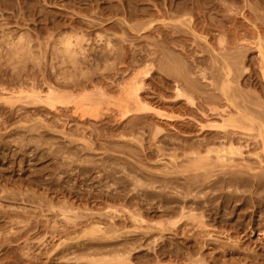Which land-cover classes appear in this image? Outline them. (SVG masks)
Wrapping results in <instances>:
<instances>
[{"label": "rangeland", "instance_id": "obj_1", "mask_svg": "<svg viewBox=\"0 0 264 264\" xmlns=\"http://www.w3.org/2000/svg\"><path fill=\"white\" fill-rule=\"evenodd\" d=\"M1 1H3V5L0 6V264H87L88 262L85 261L89 257L87 255L93 253L92 255L95 256L97 252L96 257L98 260L105 258L104 261L99 262L100 264L101 262L103 264L104 262L105 264H111L106 261L107 257L109 258L110 256L103 257L101 255H108V252L112 251L110 249L112 246L108 245H113V250L116 247L119 250L120 244L125 242H127L125 243L126 246L132 248L129 249L131 251L129 254V256L131 255V262L129 264H264V219H262L264 218V203L262 205L261 203L257 204L259 202L256 201L255 197L258 195H253L252 193L254 192H251L254 197H250V190L244 192V196L248 197V200L245 198L247 203L250 201L249 204H252L253 207L252 205L248 206L249 204L245 205V207L244 205L239 206L241 205L239 203L241 201L239 197L241 192L237 190V192H240L236 193L239 200H235L230 206L231 208L225 209L224 207L223 212L220 210L221 213L226 212L223 217L228 222L230 218V223H227L229 227L227 224L217 220L208 221L210 216H208L209 212H206V221L209 223V227L198 228L197 225L193 227L191 224L186 226L184 224V226L179 227V230H177V227H170L172 229L177 228V231L170 229L158 231L154 223L160 221V219L163 221L167 220L169 216L166 214L161 215L159 198L147 196L146 199L145 194H143L145 190H156L159 192V189H161L160 187L152 188L151 184H149L150 179L148 175H145L148 172L147 170H161L164 172L168 169H175L176 163H186L189 155H191L190 149L185 150L181 147L183 143L185 145L186 141L187 145L192 142L196 143V141L199 144V140H201V143H208V141L214 140L213 144L216 143L218 145L220 140L217 139V142L215 139L216 128L218 132L222 133V124L224 119L226 120L227 118L235 117V120L239 118L243 126V128L236 129L237 133H234V137H240L238 135L242 134L243 136L241 135L242 137L238 138L242 140L238 141L240 143L243 141L242 144L244 145L245 143L246 145L251 143L250 146L243 148L244 155L249 160V163L258 165L259 159L257 160L254 156L256 153H260L264 158V148L261 143L262 137H264V64L262 55L256 45L257 40H254L252 33L244 32L245 30L243 29L240 31L248 34L242 33L245 35L242 37L248 40H241L242 37L240 40H231L230 34H226L227 40H217V36L223 34L222 32H227L228 28L234 26V24L240 28L242 24L248 23L247 25L251 27L252 23H254L264 28V0H55L56 3L49 0H29V2H26L27 6H23V0H7L6 4L4 3L5 0H0V3ZM68 1L69 3L73 1V4H69ZM89 1L91 2L87 3ZM94 1L98 2L95 3ZM111 1L113 2L111 3ZM32 3H36L37 7H32ZM108 3H111V5ZM179 6L188 7L192 11L193 19L196 22L198 19L199 23L207 24L206 26L210 29L213 27L210 31L211 33L209 32L212 36L208 40L210 42L199 38L196 39L193 35L186 34H192V32L185 25L179 26H182L181 30L184 29L186 33L181 31L177 34L188 36V38L191 36L192 39L180 40L181 42L176 41V44L171 40H162L160 36L157 37L159 35L158 32L155 35L154 33L149 35L144 29L138 32H128L126 30L127 25H135L137 20H148L149 17L147 16L136 15L144 9H148L152 13H160V10L161 13L170 14L165 16L166 21L158 20L155 23H161L160 25L163 26L164 31L165 28L171 30L175 25H178V20L181 19L180 14H175ZM245 12L248 13V16H251L252 22L246 19L244 16ZM20 16L23 18H20ZM169 16L171 17L169 18ZM226 16L231 19L229 20ZM69 18L70 20L76 19L77 25L83 29V32L87 35L89 34V40H83L84 42H82L85 53L81 51V54H77V56L79 55L77 58L79 59L80 57L81 60L82 56L87 55V60L84 58L85 60L83 59L84 63L82 64L79 59L77 67H74L71 62L72 59L68 57L67 41L55 40L59 38L57 32L60 29L58 27L62 25L68 26ZM84 19L88 20L84 21ZM110 20L117 27L107 30ZM210 21L214 24L210 23ZM54 22L56 23L54 24ZM163 22L164 24L162 25ZM219 22H223L226 25L223 23L219 25ZM261 23L262 25H260ZM223 25H225L226 30H223L225 29ZM124 28L126 29L123 31ZM106 31L112 37L116 35L113 37L115 54L113 55L112 53L109 57L110 59H106L109 61L103 59V62L102 59L96 58L101 54L100 52L103 55L105 54L102 49L107 48V51H104L108 53L107 40L102 37L105 42L99 36L100 34L104 35ZM20 35H24L31 40H26V43L21 42L17 40ZM71 41L75 42V40ZM261 42L264 43V40H261ZM26 44H29L31 48L28 49ZM25 45L26 48H24ZM223 45L225 46L224 48H222ZM122 47L126 48V54L131 52L129 56L133 55V57L137 58V63L135 60H130L132 62L130 70H123L126 65L115 56L120 53L124 54ZM117 49L118 52H116ZM243 49L245 54L242 52ZM238 51L240 52L236 53ZM241 52L243 55H241ZM96 53H98L97 56ZM226 53L228 55H224ZM237 54L241 56L239 57ZM173 55L176 57L173 58ZM140 56L142 57L141 59ZM167 56L171 59H166ZM224 56L232 59L238 57L243 60H241L243 63L233 64L234 71L231 75H236L237 81L228 90V96L224 94V90H221L222 75L224 74V70L221 67ZM98 57L101 56L99 55ZM112 57H114V60ZM143 57L148 58L143 59ZM176 58H179L180 63L182 62L180 65L177 60L181 69L176 67L178 66L176 65L177 61H175ZM149 59L150 61L153 59L151 61L153 69L150 72L151 75L145 80L143 91H147L146 94L152 103L154 102V105L159 103V108H162L172 117V119L167 121L170 125L164 126L167 130L162 129L160 130L161 132L156 131L157 128L152 119L147 122L140 118V120L136 119L138 117L134 118L132 115L128 116L129 119H126L128 117H123L119 112L120 104L128 101L127 99L129 98L121 91V83L127 80L129 75L131 76L134 72L137 73V68L138 71L143 69L142 66L146 62L150 65ZM88 60L90 63H88ZM167 60L169 61L167 62L169 66H165ZM171 60L173 62H170ZM141 61L145 64L143 65ZM95 62L97 64L93 65ZM139 62L142 65H139ZM133 64L135 65L133 66ZM183 64L187 68L183 66L185 68L183 69L181 67ZM188 64L190 65L188 66ZM165 68L166 71H164ZM118 70L121 71L118 72ZM203 71L207 79H203ZM234 72L236 74H233ZM54 73L56 74L54 75ZM187 77L190 79L188 81H191L194 86L198 85V87L188 90L185 83L188 79ZM26 80L28 81L26 82ZM23 81L25 82L23 83ZM67 81L73 85L68 84ZM75 81L77 82L74 84ZM178 81L180 84L177 83ZM33 84L35 86H32ZM85 84L87 89L84 88ZM147 86L151 87L147 88ZM174 87H179V91L184 93L185 96L175 97L176 91ZM232 88L237 89V92L232 90ZM47 89L53 90V94L51 90L50 92ZM20 91L25 93L23 94ZM240 91L244 92L246 99L243 94H240ZM40 92L45 96L47 92L49 94L47 96L54 95L57 92L61 97L56 94L53 97L57 99L51 98L55 100V106L59 107V109L45 101H40L37 97L38 94H41ZM12 94H15L14 96L17 98L15 97L11 102L7 101L8 97L13 96ZM187 95H190L195 100L194 104L188 101ZM102 99L104 100L103 102ZM229 99L234 102L233 106ZM99 100L102 103L99 102L97 105L96 103ZM5 101L10 104L7 105ZM129 102L128 104H131ZM239 110L246 113V115L238 114ZM229 111L233 112L232 115ZM135 113L133 112L132 114L135 115ZM152 113L153 111L150 112V114ZM235 114L236 116H234ZM241 116H247L249 119H244ZM197 121L201 122L203 126L200 127ZM206 123H208V128ZM233 129L230 128V130ZM39 132H42V135ZM156 132L157 135L155 134ZM210 133H214V136L210 135ZM204 136L208 141L207 139L205 141ZM211 137L214 138L212 139ZM179 143L182 144L180 145ZM172 154H175L174 156L177 155V159L174 156L172 157ZM180 159H185V161H180ZM201 163L200 161L190 163L188 160L186 168L185 164H181L186 171L179 164L180 167L177 168L182 170L183 173L178 176H181L183 181L184 175L204 174L211 168ZM262 164L264 165V161ZM212 169L214 170L212 174L217 175L216 172L220 168L214 167ZM262 172H264V168ZM135 175L136 178H134ZM175 175L172 174V176ZM243 176H248L250 179L253 178L246 173H243ZM136 179H140V181ZM155 185L161 186L159 183ZM204 189H197L198 191L195 190L193 194H199H195L197 195L196 198L204 196V192L208 196L212 195L213 191L211 189L210 191L209 188ZM228 189L230 192L232 189L235 191L233 187L231 189L226 188V190ZM240 189L244 190L247 187L242 186ZM226 190L224 189V191ZM260 190L262 193L259 190L258 193L264 197V187H261ZM224 191H214L213 193ZM206 195L205 198H207ZM203 198L197 199L203 200ZM221 200L222 198H219L217 201L222 202L223 200ZM219 202H216V205ZM64 206H67L68 209H73L76 214L78 212L77 216H75L74 212L67 213L71 216L72 221H64L61 213ZM258 206L261 208L259 207L258 209ZM232 207L237 210H234V214L230 216L228 212L232 214ZM253 208L256 210L254 211ZM129 211H140L146 218V222L140 225L141 228H136V224L129 217ZM219 215L216 213L214 216L220 220ZM259 215H262V217ZM255 216L256 218H254ZM247 218L251 219L248 220ZM74 220L76 224L73 223ZM110 221H113L112 224ZM250 221H254V223L250 224ZM93 222H99L104 227L106 233H101L103 236L97 230H95L96 232H91L90 229H86L89 233L83 232L84 228L89 227V224L91 226ZM242 222L246 226L242 227V224H244ZM61 224L63 226L70 224L69 233L70 231L71 233L69 237L64 236L63 230L65 229L61 228L63 227ZM231 224L234 226L230 227ZM151 225L156 229H153ZM148 226L151 227L147 228ZM109 227L111 230H114L112 227H115L117 231H110ZM56 231L59 232L57 233ZM145 231H149V233ZM120 233L121 235H118ZM194 233L198 236L193 235ZM104 237H108V239L105 240ZM64 238L67 239L63 240ZM101 238L104 240H101ZM63 241L66 246L61 244ZM234 241L240 244L236 245L237 247L233 246ZM59 242L60 245L57 246L56 244ZM231 243L233 245H229ZM67 245L73 246L70 250L71 254H67L66 258L68 259H58L56 254L65 249V247L69 248ZM56 246L55 252L54 250L52 251L53 253L50 252L51 248ZM175 248H179V251ZM108 249L110 250L107 251ZM200 255L201 259L207 256V261L202 262ZM54 257H56V261ZM71 257L72 259L69 260ZM108 260V262H111L110 258Z\"/></svg>", "mask_w": 264, "mask_h": 264}, {"label": "bare ground", "instance_id": "obj_2", "mask_svg": "<svg viewBox=\"0 0 264 264\" xmlns=\"http://www.w3.org/2000/svg\"><path fill=\"white\" fill-rule=\"evenodd\" d=\"M21 1V0H20ZM19 1V2H20ZM29 2V0H23V6H27V3L26 2ZM49 1H51V2H54V3H56V1L55 0H49ZM57 1H59V0H57ZM84 1V0H83ZM87 1V0H86ZM103 1V0H102ZM105 1H107V0H105ZM134 1V0H133ZM257 1V0H256ZM6 2H7V0H5L4 1V3L6 4ZM91 1H89V2H87V3H90ZM95 3L96 2H98V1H94ZM113 1H111V3H112ZM139 2V1H138ZM233 2V1H232ZM25 3V4H24ZM50 3V2H49ZM60 3V2H59ZM68 3H69V1H68ZM71 3V2H70ZM69 3V4H70ZM75 3V2H74ZM100 3V2H99ZM103 3V2H102ZM111 3L109 4V5H111ZM30 4V3H29ZM63 4V3H62ZM71 4H73V1H72V3ZM77 4V3H76ZM75 4V5H76ZM86 4V3H85ZM131 4V3H130ZM187 4V3H186ZM258 4V3H257ZM3 5V1H1V3H0V6H2ZM37 4L36 3H32L31 4V6L32 7H37L36 6ZM79 5V4H78ZM107 5V4H106ZM105 5V6H106ZM185 5V4H184ZM188 6V5H187ZM250 6V5H249ZM260 6V5H259ZM45 7H46V5H45ZM82 7V6H81ZM141 7V6H140ZM142 8H144V7H142ZM229 8V7H228ZM227 8V9H228ZM173 9V8H172ZM136 10V9H135ZM137 10H139V9H137ZM141 10V9H140ZM177 11H176V15L177 14H180L181 16H180V18L181 19H179L178 20V25H175L171 30H169V29H167V28H165V31L163 30L164 28H163V26H161L160 24L161 23H158V24H156L155 22L157 21L158 22V20H161V21H163V20H165V16H167V15H170V14H164V12H162L161 13V11L159 10V12L160 13H152L150 10H148V9H144L141 13H138V14H136V15H142L143 17L144 16H147V17H149L148 18V20H145V21H141V20H137V24H135V25H127L126 27H127V29L126 28H124L123 29V31L126 29L128 32H130V31H136V32H138V31H140V30H146L148 33H149V35L151 34V35H153V33H154V35H155V33L156 32H158L159 33V35H157V37L158 36H160L161 38H162V40H171L173 43H175L176 41H180V40H189L190 38H191V36H189L190 38H188V36H185V35H181V34H177V33H179V32H181V31H184V29L183 30H181V27L182 26H179V25H185L186 27H188L189 28V30H190V32H192V34H190V33H186L185 31V33L186 34H189V35H193V37L194 38H199V39H203V40H206V41H208V40H210V38H212V36L210 35V31H211V29L213 28H209V27H207L205 24H201V23H199V20L197 19V18H199V17H197V18H195V19H197V22H196V20H194L193 19V15H192V11L191 10H189L188 9V7H186V6H179V7H177V9H176ZM165 11V10H164ZM195 11V10H194ZM227 11V10H226ZM39 12V11H38ZM37 12V13H38ZM231 12V11H230ZM107 13V12H106ZM200 13V12H199ZM240 13V12H239ZM246 13V12H245ZM125 14V13H124ZM127 14V13H126ZM248 13H246L244 16L246 17V19L248 20V21H250V22H252L253 21V19L251 18V16H248L247 15ZM110 15V14H109ZM123 15V14H122ZM135 15V16H136ZM247 15V16H246ZM250 15V14H249ZM101 16V15H100ZM112 16V15H111ZM126 16V15H125ZM128 16V15H127ZM132 16V15H131ZM171 16H172V14H171ZM171 16H169V18L171 17ZM202 16H204V15H202ZM205 16H207V15H205ZM225 16V15H224ZM11 17V16H10ZM68 17V16H67ZM133 17V16H132ZM174 17V16H173ZM176 17V16H175ZM177 17H179V16H177ZM227 17V16H226ZM235 17V16H234ZM20 18H23V17H21L20 16ZM62 18V17H61ZM75 18V17H74ZM72 19V20H70V18H69V20H70V22L68 23V26H59L58 28L60 29V30H58V32H57V34H59V38H56V36H55V40H66L67 41V45H66V47H67V51H68V57L70 58V59H72V63L74 64V67L76 66L77 67V64L79 63V59H80V61H82V64L84 63L83 62V59L85 58H87V55L86 56H82L83 58H82V60H81V58L79 57V59L77 58L78 56H77V54H79L81 51L82 52H84L85 53V51H84V48L82 47V42H84L85 40H89V37H88V35L87 34H85L84 32H83V29L79 26V25H77V23H76V19ZM85 18V17H84ZM107 18V17H106ZM114 18V17H113ZM134 18V17H133ZM168 18V17H167ZM207 18V17H206ZM227 18H229V17H227ZM3 19H5V18H3ZM25 19V18H24ZM82 19H83V17H82ZM101 19V18H100ZM102 19H104V18H102ZM127 19V18H126ZM173 19V18H172ZM231 18H229V20H230ZM251 19H252V21H251ZM264 19V18H263ZM262 19V20H263ZM2 20V19H1ZM21 20V19H20ZM23 20V19H22ZM66 20H68V19H66ZM86 19H84V21H85ZM88 20V19H87ZM86 20V21H87ZM167 20V19H166ZM165 20V21H166ZM201 20V19H200ZM234 20V19H233ZM4 21V20H3ZM10 21V20H9ZM111 21V20H110ZM127 21V20H126ZM164 21V22H165ZM175 21V20H174ZM204 21V20H203ZM207 21H208V19H207ZM264 21V20H263ZM262 21V22H263ZM160 22V21H159ZM164 22L162 23V25L164 24ZM224 22V21H223ZM222 22V23H223ZM7 23V22H6ZM56 22H54V24H55ZM120 23V22H119ZM210 23H212V24H214L213 22H211L210 21ZM220 24L219 25H221L222 23L221 22H219ZM60 24V23H59ZM67 24V23H66ZM88 24V23H87ZM91 24V23H90ZM89 24V25H90ZM108 24H109V27H107V30H109V29H111V28H116L117 27V25L114 23V22H108ZM128 24H129V22H128ZM223 24H225V23H223ZM248 24V23H247ZM246 23L245 24H242V26L240 27V28H238L239 26H237V25H235L234 24V26H232V27H229L227 30V32H222L223 34H220L219 36H217V40H227V36H226V34H230V36L229 37H231L232 39L231 40H240L241 39V37L242 36H245L244 34H248V33H244V32H250V33H252V35H253V37H254V40H257V42H256V45H257V47H258V50H259V52L261 53V55H262V62H263V64H264V43H262L261 42V40H264V28H261V26H259V25H257V24H254V23H252L253 25L250 27V25L248 26ZM218 25V24H217ZM226 25V24H225ZM225 25H223V28H225ZM260 25H262V23L260 24ZM212 26V25H211ZM214 26H216V25H214ZM88 27V26H87ZM90 27V26H89ZM185 27V28H186ZM221 27V26H220ZM56 28V27H55ZM162 28V29H161ZM222 28V27H221ZM222 28V29H223ZM232 28H233V30H232ZM87 29H89V28H87ZM91 29V28H90ZM166 29H167V31H166ZM187 29V28H186ZM217 29V28H216ZM221 29V30H222ZM241 29H243V30H245L244 32H241L240 30ZM169 30V31H168ZM223 30H226V28L225 29H223ZM92 31V30H91ZM231 31H233V32H231ZM12 33H13V31H11ZM187 32H188V29H187ZM210 32V33H209ZM241 32V33H240ZM11 33V35H13ZM28 33V32H27ZM27 33H25V34H27ZM87 33H88V31H87ZM125 33V32H124ZM143 33V32H142ZM242 33H244V34H242ZM22 34V33H21ZM99 34V33H98ZM115 34V33H114ZM239 34H240V36H239ZM242 34V35H241ZM11 35H9L10 37H11ZM29 35H30V33H29ZM8 36V37H9ZM58 36V35H57ZM101 38L102 37H104V39L105 40H107V45L109 46L108 47V53H106L105 51H107V48L106 49H102L103 50V52L105 53L104 55L102 54V52H100L101 54H99L101 57H98L97 56V54L99 53H96V56H97V58L96 59H104V60H106V59H108L109 57H110V55H112V53H113V55L115 54L114 52H115V43H113V37H115V36H113L112 37V35L110 34V33H108V31H106V33L103 35V34H100L99 35ZM130 36H132V35H130ZM133 36H135V35H133ZM6 38H7V36H5ZM14 37V36H13ZM19 38L17 39V40H19V41H21V42H25L26 40H31V39H29V38H27V37H25L24 35H20V36H18ZM99 37V38H100ZM99 38H97V39H99ZM244 37H242V39L241 40H248L247 38H244ZM10 39V38H9ZM103 38L101 39V40H104ZM192 39V38H191ZM16 40V39H15ZM51 40V39H50ZM71 40H75V42H72ZM84 40V41H83ZM100 40V39H99ZM104 40V41H105ZM114 40H117V39H114ZM126 40V39H125ZM157 40H159L158 38H157ZM106 42V41H105ZM181 42V41H180ZM208 42H210V41H208ZM26 43V42H25ZM31 44V43H30ZM176 44V43H175ZM222 44V43H221ZM27 45V44H26ZM26 45H25V47L24 48H26ZM104 45V44H103ZM170 45V44H169ZM237 45V44H236ZM124 46V45H123ZM238 46V45H237ZM236 46V47H237ZM103 47V46H102ZM107 47V46H106ZM225 46L223 45L222 46V48H224ZM23 47H22V49H24ZM27 48L29 49V48H31L30 47V45L28 44L27 45ZM100 48V47H99ZM104 48H105V45H104ZM110 48V49H109ZM123 48V47H122ZM162 48V47H161ZM160 48V49H161ZM185 48V47H184ZM187 48V47H186ZM229 48H231V47H229ZM229 48H226V49H229ZM234 49H235V47H233ZM86 49V48H85ZM125 47L123 48V55L120 53V54H116L115 56L120 60V62H122L123 64H125L126 66H125V69L123 68V70H126V69H129L130 70V65H131V63L132 62H130V60L131 61H134L135 60V62L137 61L136 59L137 58H135V57H133V55H131V56H129L130 55V53L131 52H129V54H126V51H125ZM241 49V48H240ZM239 49V50H240ZM87 50V49H86ZM100 50V49H99ZM105 50V51H104ZM230 50H232V48L230 49ZM229 50V51H230ZM237 50V49H236ZM88 51V50H87ZM86 51V52H87ZM89 51H90V49H89ZM95 51V50H94ZM245 50L243 49V51L242 52H244ZM116 52H118V49H117V51ZM161 52V51H160ZM235 52V51H234ZM234 52H232V53H234ZM240 51H238V52H236V53H239ZM242 52H241V55H243V54H245V52L242 54ZM154 53V52H153ZM189 53V52H188ZM81 54V53H80ZM91 54V53H90ZM93 54V53H92ZM231 54V53H230ZM83 55V54H82ZM95 55V54H94ZM93 55V56H94ZM128 55V56H127ZM167 55H169V54H167ZM224 55H228L227 53L226 54H224ZM239 54H237V56H238ZM241 55H239V57L241 56ZM92 56V55H91ZM95 56V57H96ZM114 56V57H115ZM127 56V57H126ZM172 56V55H171ZM90 57V56H89ZM88 57V58H89ZM114 57H112L113 58V60H114ZM136 57H137V55H136ZM168 57V56H167ZM166 57V59H171V58H167ZM176 57V56H175ZM174 57V55H173V58H175ZM178 57V56H177ZM92 58V57H91ZM142 57L140 56V59H141ZM145 58H148V57H145ZM144 57H143V59H145ZM84 59V60H85ZM93 60H94V58H92ZM110 59V58H109ZM139 59V58H138ZM140 59H139V61H140ZM155 59V58H154ZM179 58H176V60L175 61H177ZM181 59V58H180ZM87 60V59H86ZM89 60H90V58H89ZM88 60V61H89ZM101 60V61H102ZM104 60H103V62H104ZM112 60V61H113ZM147 60V59H146ZM172 60H174V59H172ZM170 61V62H173V61ZM182 60V59H181ZM242 60V59H241ZM238 57H236L235 59H232V58H230V57H227V56H224V58H223V60H222V67H221V69H223L224 70V74L222 75V81H221V83H222V91L224 90V94L225 95H229L228 94V90H230L231 89V87H232V85L235 83V81H237V76L235 75H231L232 74V72L234 71L233 70V64L234 63H236V64H238V63H241L242 61H241ZM95 61V60H94ZM97 61V60H96ZM106 61H109V60H106ZM116 61V60H115ZM145 61V60H144ZM149 61H150V59H149ZM151 61H153V59H151ZM151 61H150V65H149V63H147L146 62V64L143 62V61H141L142 63H143V65L144 66H142L143 67V69H140L139 71L136 69V71H137V73H133L131 76L129 75V78L127 79V80H123L124 82L123 83H121L122 84V86H120L121 88H122V92L123 93H125L126 94V96H127V100L128 101H130L129 103H131V104H128V101H125V102H122L121 104H120V106H121V108H120V113L122 114V116L124 117H128V116H130V115H132V117L134 116V118L135 117H138V118H136V119H141V120H145V121H149V120H153L154 122H155V126H156V131L158 132V131H160V130H162V129H165V130H167V128L166 127H164L165 125H170V124H168L167 123V121L169 120V119H172V117L168 114V113H166L162 108H159L160 106H158V104L157 103H155V104H157V105H154L153 103H152V101L148 98V95L146 94V92L145 91H143V89H144V86H145V80L147 79V77H149V75H151V71H152V69H153V66H152V64H151ZM179 61V64L181 65V63H180V60H178ZM178 61H177V64H176V62H175V64L176 65H178ZM86 62V61H85ZM98 62V61H97ZM97 62H95V63H93V65L94 64H97ZM100 62V61H99ZM141 62H139V65L141 64L142 65V63ZM167 62H169L168 60L166 61V64H165V66H169L168 64H167ZM88 63H90V61L88 62ZM137 63V62H136ZM183 63L185 64V62L183 61ZM243 63V62H242ZM99 64V63H98ZM149 65V67H148V65ZM184 64L181 66L182 68H183V66H184ZM220 64H221V62H220ZM89 65V64H88ZM91 65H92V63H91ZM90 65V66H91ZM135 64H133V66H134ZM138 65V64H137ZM190 64H188V66H189ZM235 65V64H234ZM262 65V64H261ZM85 66H86V64H85ZM93 67V66H92ZM137 67V66H136ZM135 67V68H136ZM139 67H141V66H139ZM172 67V66H171ZM176 67H178L177 69H181L180 68V66L178 65V66H176ZM185 67V66H184ZM88 68H90L89 66H88ZM120 68V67H119ZM155 68H156V66H155ZM167 68H169V67H167ZM185 68H187V67H185ZM185 68H183V69H185ZM120 69H122V68H120ZM132 69H134V68H132ZM157 69H159V68H157ZM174 69H176V68H174ZM183 69H182V71H183ZM116 70V69H115ZM170 70V69H169ZM171 70H173V69H171ZM119 71H121V70H118V72ZM128 71V70H127ZM134 71V70H133ZM162 71V70H161ZM164 71H166V68L164 69ZM164 71H162V72H164ZM168 71V70H167ZM173 71H175V70H173ZM176 71H178V70H176ZM181 71V72H182ZM200 71H202L201 69H200ZM117 72V73H118ZM124 72H126V71H124ZM190 72V71H189ZM123 73V72H122ZM186 73V72H185ZM188 73V72H187ZM56 73H54V75H55ZM153 75H154V73H152ZM181 74V73H180ZM202 74H203V79L204 78H206V74L204 73V71L202 72ZM233 74H236V72H234ZM263 74H264V70H263ZM16 75H17V73H16ZM19 75V74H18ZM31 75V74H30ZM29 75V76H30ZM121 75V74H120ZM185 75H187V76H189L188 74H185ZM20 76H21V74H20ZM53 76V75H52ZM233 77V78H232ZM19 78V77H18ZM17 78V79H18ZM27 78V77H26ZM30 78H32L31 76H30ZM29 78V79H30ZM152 78V77H151ZM188 78V77H187ZM16 79V80H17ZM20 79V78H19ZM22 79V78H21ZM184 79H186V78H184ZM207 79V78H206ZM15 80V81H16ZM22 80H24V79H22ZM21 80V81H22ZM89 80H92V79H89ZM188 80H190L189 78L187 79V81H185V83H186V87H187V89L188 90H192V89H195V87H198V85L197 86H194V84L191 82V81H188ZM218 80V79H217ZM18 81V80H17ZM20 81V80H19ZM28 80H26V82H27ZM72 81H74V80H72ZM72 81H70L71 83H72ZM193 81V80H192ZM25 81H23V83H24ZM69 81H67V83H68ZM77 81H75L74 82V84L76 83ZM126 82V83H125ZM195 82V81H194ZM66 83V82H65ZM125 83V85H123ZM177 83H179V81L177 82ZM21 84V83H20ZM61 84H62V82H61ZM64 84V83H63ZM68 84H70V83H68ZM84 84V83H83ZM100 84V83H99ZM180 84V83H179ZM183 84V83H182ZM22 85V84H21ZM65 85H67V84H65ZM70 85H73V84H70ZM69 85V86H70ZM95 85H97V84H95ZM195 85H196V83H195ZM32 86H35L34 84L32 85ZM31 86V87H32ZM100 86V85H99ZM102 86V85H101ZM183 86H184V84H183ZM22 87V86H21ZM86 87V84H85V86H84V88ZM149 86H147V88H148ZM151 87V86H150ZM149 87V88H150ZM181 87V86H180ZM185 87V86H184ZM183 87V88H184ZM221 87V86H220ZM236 87H238V86H236ZM49 88V87H48ZM75 88V87H74ZM80 88V87H79ZM84 88H83V90H84ZM104 88V87H103ZM175 88V87H174ZM182 88V89H183ZM29 89V88H28ZM35 89V88H34ZM85 89H87V88H85ZM101 89H102V87H101ZM23 90H26V89H23ZM48 91H50L51 89H47ZM104 90H105V88H104ZM149 90H151V89H149ZM180 90V88L178 87V88H175V91H176V94H175V97H184L185 95H184V93H182V92H180L179 91ZM219 90H220V88H219ZM232 90H234L235 92H237V89H233L232 88ZM238 90H239V88H238ZM243 90V89H242ZM241 90V91H242ZM52 91V94H53V90H51ZM50 91V92H51ZM196 91V90H195ZM194 91V92H195ZM233 91V92H234ZM240 91V92H241ZM245 91V90H244ZM20 92H22V91H20ZM28 92H29V90H28ZM38 92H39V90H38ZM144 92V93H143ZM239 92V93H240ZM23 93V92H22ZM25 93V92H24ZM23 93V94H24ZM41 93V92H40ZM104 93V92H103ZM122 93V94H123ZM244 92H241L240 94H243ZM56 94H57V92H56ZM55 93H54V95H51V96H47V95H49L48 94V92H47V95L45 96L44 94V96L42 95V93L41 94H38V98L40 99V101H45V102H47L48 104H50L51 106H55V100L53 99V98H56V97H53V96H55L56 95ZM64 94V93H63ZM67 94V93H66ZM193 94V93H192ZM191 94V95H192ZM13 95V94H12ZM15 95V94H14ZM11 96V97H8L7 98V101H9V102H11L16 96ZM19 95V94H18ZM58 95V94H57ZM61 95V94H60ZM160 95V94H159ZM22 96H25V95H22ZM21 96V97H22ZM126 96H124L125 98H126ZM162 96H163V94H162ZM188 96V95H187ZM241 96V95H240ZM245 95L243 94V97H244ZM19 97V96H18ZM51 97H53V98H51ZM58 97H61V96H59L58 95ZM62 97H63V95H62ZM104 97H106V96H104ZM123 97V96H122ZM246 97V96H245ZM244 97V98H245ZM17 98V97H16ZM163 98V97H162ZM178 98V99H179ZM187 99H188V101L190 102V103H192V104H194L195 103V100H193V98L189 95L188 97H186ZM57 99V98H56ZM96 99H97V97H96ZM122 99H124V98H122ZM160 99V98H159ZM246 99V98H245ZM91 100V99H90ZM120 100V99H119ZM131 100H132V102H131ZM164 100V99H163ZM180 100V99H179ZM182 100V99H181ZM82 101V100H81ZM104 100L102 99V102H103ZM122 101V100H121ZM178 101V100H177ZM229 101L231 102V105L233 104L234 105V102L232 101V100H230L229 99ZM31 102H33V101H31ZM92 102V101H91ZM90 102V104H92ZM96 102V101H95ZM100 102V100L99 101H97V105H98V103ZM102 102H100V103H102ZM120 102V101H119ZM179 102V101H178ZM5 103H6V101H5ZM8 103V102H7ZM6 103V104H7ZM35 103H37V102H35ZM133 103V104H132ZM163 103V102H162ZM177 103V102H176ZM10 104V103H9ZM9 104H7V105H9ZM167 104V103H166ZM130 105H132V106H130ZM160 105V104H159ZM162 105V104H161ZM165 105V104H164ZM169 105V104H168ZM230 105V106H231ZM232 105V106H233ZM89 106V105H88ZM190 106H191V104H190ZM194 106V105H193ZM196 106V105H195ZM229 106V107H230ZM263 106H264V104H263ZM55 107H57V106H55ZM63 107V106H62ZM6 108V107H5ZM58 109H59V107H57ZM231 108V107H230ZM11 110H12V108H10ZM9 109V110H10ZM62 109V108H61ZM60 109V110H61ZM191 109H193V108H191ZM212 109H213V107H212ZM261 109H262V107H261ZM9 110H8V112H9ZM214 110V109H213ZM228 110V109H227ZM230 110V109H229ZM235 110V109H234ZM233 110V111H234ZM153 111V113L152 114H150V112H152ZM192 112H193V110H191ZM190 111V112H191ZM226 111V110H225ZM231 111H232V109H231ZM231 111H229L230 113H231ZM263 111V110H262ZM7 112V111H6ZM12 112V111H11ZM133 112H136L135 113V115H133L132 113ZM187 113V112H186ZM224 113H226V112H224ZM223 113V114H224ZM227 113H228V111H227ZM226 113V114H227ZM233 113V112H232ZM232 113H231V115H232ZM12 114V113H11ZM225 114V115H226ZM238 114H240V115H243V116H245L246 115V113H243L241 110H239V113ZM263 114H264V112H263ZM13 115H14V113H13ZM191 115V114H190ZM228 115H230V114H228ZM97 116V115H96ZM189 116V115H188ZM193 116V115H192ZM221 117H222V115H220ZM234 116H236V114L234 115ZM238 116V115H237ZM243 116H241L242 118H244V119H249V118H247V116L246 117H243ZM131 118V117H130ZM193 118V117H192ZM204 118V117H203ZM224 118V117H223ZM227 118V117H226ZM235 117H233V118H227L226 120L224 119V123L222 124V127H223V132L222 133H220V132H218V129L216 128V130H217V133L215 134V139L217 140V139H219L220 140V142L218 143V145H216V143H214L213 144V142H215L214 140H211V141H208V139L205 137V141H206V139H207V141H208V143H206V142H202L201 143V140H199L200 141V143L199 144H197V141H196V143H194V142H192V143H190L189 142V140H188V142L190 143V144H187L186 145V143H187V141H186V143H185V145H184V143L182 144V145H184V146H182L180 143V145H181V147H182V149H185V150H187V149H190V154L191 155H189V153H188V155H189V161H190V163H192L193 161H200V162H202L201 164L203 165V164H205V166L206 167H211V168H209V170H207L206 171V173H202V174H200V173H195V174H190V175H184V178H183V181L181 180V176H178V175H181L182 173H183V171L182 170H178V168L177 167H180V165L183 163H176V165H175V169H173V170H165L164 172L163 171H161V170H159V171H151V170H147L148 172L145 174V175H148V177H149V179H150V181H149V184H151V186H152V188L154 187L155 189L156 188H158V187H160L161 189H159V192H157L155 189V191H148V190H145L144 192H143V194H145L144 196L146 197V199H147V196H150V198L153 196H155V197H157V198H159V201L161 202V205H160V208H161V215H164V214H166V215H168L169 217L167 218V220H161L160 219V221H157L156 223H154L153 225L154 226H156L157 227V229H158V231H165V230H168V229H170V230H176L177 228V230H179V227L180 226H184V224H185V226L186 225H188V224H191L193 227H196V225H197V227L198 228H201V227H209L208 225H209V223L206 221V216H207V213L206 212H209L208 214V216H210L209 218V220L208 221H210V220H213V221H220L221 223L223 222V223H225V224H227V223H230V218H229V222H228V220L225 218V217H223V216H225V215H223L224 213H226V212H224V213H221L220 212V210L223 212L224 210H223V208L225 207V209L226 208H231L230 206L233 204V202H235V200L237 201V200H239L238 198H237V194L236 193H240L241 192V194H239V197H240V200L241 201H239V203L241 204V205H239L240 207L241 206H243L244 205V207H245V205H247V204H249V202L247 203V198L248 197H246V196H244L245 194H244V192H246V191H249L250 190V195H251V192H254V193H252L253 195L255 194H257L258 196L257 197H255L257 200L256 201H258L259 203H257L258 205L261 203V205H262V203H264V197L263 196H261V194L260 193H262L261 192V187L263 188L264 187V172H262V170H263V168H264V165L262 164L263 163V161H264V158H263V155H261L260 153H256V154H254V156L257 158V160H258V165H253V164H250L249 163V160H247L246 159V156L244 155V150H243V148H245V147H247V146H250L251 145V143H249L250 145H246V143H245V145L244 144H242V142L240 143L239 141H241L242 139H238V138H241L242 136L239 134H237L238 136H240V137H234V133L236 134L237 133V128L239 129V128H243V126H242V124L240 123V120H239V118L238 119H234ZM126 119H129V117L128 118H126ZM139 119V120H140ZM202 119V118H201ZM195 120H197V119H195ZM239 120V121H238ZM152 121V122H153ZM142 122V121H141ZM140 122V123H141ZM144 122V121H143ZM142 122V123H143ZM152 122H151V124H152ZM197 122H199V121H197ZM139 123V122H138ZM145 123V122H144ZM146 124V123H145ZM149 124V123H148ZM208 123H206V125H207ZM210 124V123H209ZM133 125H135V124H133ZM138 125V124H137ZM150 125V124H149ZM197 125V124H196ZM200 127L201 126H203L202 124H201V122H199V124H198ZM206 125H205V127H206ZM152 126H153V124H152ZM152 126H148V127H152ZM229 126H231V127H229ZM198 127V126H197ZM174 128H176V127H174ZM207 128H208V125H207ZM211 128V127H210ZM230 128H234L233 130H230ZM215 130V131H216ZM236 130V131H235ZM180 131V130H179ZM206 131V130H205ZM213 132H214V130H212ZM157 132L155 133L156 135H157ZM161 132V131H160ZM238 132H239V130H238ZM42 133V132H41ZM40 132H39V134H41ZM163 133V132H162ZM212 133V132H211ZM210 133V135H212V136H214L213 134H211ZM152 134H154V133H152ZM175 134V133H174ZM232 134V135H231ZM42 135V134H41ZM209 137V136H208ZM251 137V136H250ZM212 139L214 138V137H211ZM211 138H209V139H211ZM244 138V137H243ZM252 138V137H251ZM184 139V138H183ZM186 139V138H185ZM253 139V138H252ZM254 139H255V136H254ZM91 140V139H90ZM198 140V139H197ZM239 140V141H238ZM257 140V139H256ZM263 140V141H262ZM262 140H261V143H262V145H263V148H264V137H262ZM184 141V140H183ZM254 141V140H253ZM180 142V141H179ZM182 142V141H181ZM217 142H218V140H217ZM248 142V141H247ZM194 143V144H193ZM261 143H259V144H261ZM206 146V147H205ZM260 146V145H259ZM0 147H1V145H0ZM180 147V148H181ZM205 147V149H203ZM159 148V147H158ZM251 148V147H250ZM260 148V147H259ZM159 149H161V148H159ZM181 149V150H182ZM188 152V151H187ZM175 154H172V157L174 156ZM183 155H185V154H183ZM187 155V156H188ZM174 158L175 159H177V155L176 156H174ZM188 158V157H187ZM186 159V158H185ZM185 159H183V160H181L180 159V161H185ZM187 160V161H188ZM187 161H186V163H187ZM186 163H183V164H185V168H186ZM189 163V162H188ZM180 164V165H179ZM182 164V165H183ZM256 164H257V161H256ZM181 165V166H182ZM204 167V166H203ZM214 167H219L220 169H218V172H216L217 173V175H213L212 174V172L214 171L212 168H214ZM184 168V166H182V169ZM80 169V168H79ZM245 169H247V170H245ZM81 170V169H80ZM183 170H185V169H183ZM186 171V170H185ZM158 172H160L161 173V176H160V173H158ZM220 172V173H219ZM215 173V172H214ZM243 173H246V174H249V176H251V177H253V178H249L248 176V178L247 177H244L243 176ZM172 174H176L175 176H172ZM218 174H220V175H218ZM137 175V174H136ZM136 175L134 176V178H136ZM216 176V177H215ZM147 177V176H146ZM214 177V178H213ZM148 179V178H147ZM148 179V180H149ZM136 180H138V181H140V179H136ZM180 181H182V182H180ZM156 183H159L161 186H158V185H155ZM247 187V189H244V190H241L240 188L241 187ZM231 187H233V188H235V191H234V189H232L231 190V192H230V190L228 189V190H226V188H230L231 189ZM204 188H206V189H208L209 188V191H210V189H211V191H221V190H223L224 191V189L226 190V191H224V192H219V193H211L212 195H210L209 193V195L210 196H208V195H206V192H204L205 193V195L207 196V198H205V195L204 196H202V197H204L203 198V200H199V199H197V198H202V197H197L196 198V196L197 195H199V194H197V193H194L193 194V192H195V190H205ZM181 189V190H180ZM219 189H221V190H219ZM153 190V189H152ZM197 190V191H198ZM237 190H239L238 192H237ZM260 191V193H258L259 191ZM161 191H163V192H161ZM203 192V191H202ZM169 193H173V195H171V194H169ZM195 194H197V195H195ZM143 196V197H144ZM249 196V195H248ZM135 197V196H134ZM250 197H254V196H250ZM249 197V198H250ZM221 199L222 198V202H219V201H217L218 199ZM247 200H246V199ZM251 199H254V198H251ZM251 199H249V200H251ZM216 202H219L217 205H216ZM252 203V202H251ZM256 204V203H255ZM236 205V204H235ZM238 205V204H237ZM252 204H249L248 206H251ZM68 206V205H67ZM65 207L64 206V208H66V209H64L63 207V209H62V216L64 217V221H72V219H71V216H69L67 213L69 212H74L73 211V209H68V207ZM248 206H247V208H248ZM73 207V206H72ZM252 207H253V205H252ZM259 207L260 206H258V209H259ZM71 208V207H70ZM233 208V207H232ZM238 208V207H237ZM256 208H257V205H256ZM261 208V207H260ZM263 208V207H262ZM240 209V208H239ZM254 209V208H253ZM233 210V211H232ZM231 211H232V214H230L229 212H228V214L231 216V215H233L234 214V210H237V209H232ZM256 209H254V211H255ZM261 210V209H260ZM260 210H259V213H260ZM216 211H219V212H216ZM262 211H263V209H262ZM261 211V212H262ZM8 212V211H7ZM253 212V211H252ZM258 212V211H257ZM6 213V212H5ZM129 217H130V219L136 224V228L138 229V228H141V224L143 223V222H146V218L140 213V211L139 212H130L129 211ZM216 213H218V215L219 214H221V215H219L220 216V220L219 219H217L214 215H216ZM255 213V212H254ZM74 214H76V212H74ZM77 214H78V212H77ZM77 214L75 215V216H77ZM227 214V215H228ZM243 214V213H242ZM228 215V216H229ZM241 215V214H240ZM252 215V214H251ZM257 215V214H256ZM263 215V214H262ZM262 215H259L260 217H262ZM229 216V217H230ZM244 216H245V212H244ZM244 216H243V218H244ZM253 216V215H252ZM227 217V216H226ZM252 219H254V218H256V216L253 218V217H251ZM251 218H249V219H251ZM71 219V220H70ZM232 219V218H231ZM239 219H241V218H239ZM248 219V218H247ZM248 219V220H249ZM260 219V218H259ZM262 219H264V218H262ZM261 219V220H262ZM242 220V219H241ZM244 220V219H243ZM90 221V220H89ZM246 221V220H245ZM111 222V221H110ZM113 222V221H112ZM112 222H111V224H112ZM114 222H116V221H114ZM237 222V221H236ZM248 222V221H247ZM246 222V223H247ZM251 222V223H250ZM249 223L250 224H252V223H254V221H250ZM256 222V221H255ZM260 222V221H259ZM69 223V222H68ZM73 223H75L76 224V222H75V220L73 221ZM73 223H71V224H73ZM242 223H244V222H242ZM261 223L263 224V220L261 221ZM57 224V223H56ZM116 224V223H115ZM224 224V225H225ZM248 224V223H247ZM257 224V223H256ZM258 224H260V223H258ZM62 225V224H61ZM108 225V224H107ZM110 225V224H109ZM150 225V224H149ZM228 225V224H227ZM239 225V224H238ZM241 225V224H240ZM239 225V226H240ZM243 225V226H242ZM241 226L242 227H244V225H245V223L244 224H242ZM63 226V225H62ZM70 226V224H68V226H66V224L63 226V227H61V228H63V229H65V230H63V232L65 233L64 234V236H66V237H69L70 236V233H71V231H70V233H69V227ZM73 226H74V224H73ZM76 226V225H75ZM105 226V225H104ZM112 226V225H111ZM110 226V227H111ZM114 226V225H113ZM152 226V225H151ZM151 226H148L147 228H149V227H151ZM211 227H212V225H210ZM232 226H234V225H232L231 224V226L230 227H232ZM236 226V225H235ZM246 226V225H245ZM255 226V225H254ZM258 226H260V225H258ZM109 227V228H110ZM170 227H177V228H174V229H172V228H170ZM189 228H190V226H188ZM211 227H210V229H211ZM228 227H229V225H228ZM238 227V226H237ZM72 228V227H71ZM114 230H111V228H110V231H115L116 229H115V227H112ZM152 228H153V226H152ZM182 228V227H181ZM184 228V227H183ZM187 228V227H186ZM185 228V229H186ZM188 228V229H189ZM192 228V227H191ZM197 228V229H198ZM213 228V227H212ZM256 228V227H255ZM254 228V229H255ZM67 229V230H66ZM75 229V228H74ZM86 229H90L91 230V232H96L95 230H97V231H99L100 232V234L102 233H106V231H104V227H102L100 224H99V222H93L92 224H91V226H90V224H89V227H85L84 228V230H83V232L84 233H86L87 231H86ZM153 229H156V228H153ZM187 229V230H188ZM205 229V228H204ZM203 229V230H204ZM176 230V231H177ZM191 230V229H190ZM199 230V229H198ZM75 231V230H74ZM108 231V230H107ZM117 231V230H116ZM115 231V232H116ZM186 231V230H185ZM200 231V230H199ZM201 231H202V229H201ZM57 232V231H56ZM59 232V231H58ZM57 232V233H58ZM90 232V233H91ZM146 233H149V231L147 232V231H145ZM144 232V233H145ZM172 232V231H171ZM253 232V231H252ZM264 232V231H263ZM87 233H89V232H87ZM193 233V232H192ZM198 233V232H197ZM101 234V235H102ZM123 234V233H122ZM200 234H201V232H200ZM57 235H59V234H57ZM118 235H121V233L120 234H118ZM193 235H197L196 233H194ZM54 236V235H53ZM62 236V235H61ZM103 236V235H102ZM113 236V235H112ZM187 236V235H186ZM191 236V235H190ZM198 236V235H197ZM100 237V236H99ZM111 237V236H110ZM191 237H193V236H191ZM105 238V237H104ZM113 238V237H112ZM65 239H67V238H64L63 240H65ZM81 239V238H80ZM103 238H101V240H102ZM106 239H108V237H106L105 238V240ZM191 239V238H190ZM95 240V239H94ZM104 240V239H103ZM111 240V239H110ZM206 240V239H205ZM246 240V239H245ZM91 241V240H90ZM126 241H128V240H126ZM237 241V240H236ZM236 241H234L233 243H234V245L231 243V244H229V245H233V246H236V245H238V244H240V243H236ZM240 241V240H239ZM104 242V241H103ZM110 242V241H109ZM123 242H125V241H123ZM122 242V243H123ZM129 242V241H128ZM125 243H127V242H125ZM125 243H123V244H120L121 245V247L119 246V250H118V248L116 247L114 250H113V245H108V246H112L110 249H112V251L111 252H108L109 254L107 255V254H105V255H101V256H110L109 258L111 259V262H108L109 260V258L107 257V263H111V264H129V262H131V255L129 256V254H130V250L129 249H132V248H130V247H128V246H126L125 245ZM196 243V242H195ZM204 243V242H203ZM62 245L64 244L65 246H66V244L64 243V241H63V243H61ZM80 244V243H79ZM100 244V243H99ZM132 244V243H131ZM57 246H59L60 245V242L58 243V244H56ZM72 245V244H71ZM177 245V244H176ZM197 245H199L198 243H197ZM196 245V246H197ZM204 245V244H203ZM227 245H228V242H227ZM264 245V244H263ZM57 246L54 248V247H52L51 248V250H50V252H52L53 250H54V252H55V249H57ZM65 246H63V247H65ZM67 246H69V245H67ZM93 246H95L94 244H93ZM100 246V245H99ZM106 246V245H105ZM134 246H135V244H134ZM133 246V247H134ZM138 246V245H137ZM136 246V247H137ZM178 246H179V244H178ZM177 246V247H178ZM201 246V245H200ZM240 246V245H239ZM87 247V246H86ZM92 247V246H91ZM98 247V246H97ZM237 247V246H236ZM261 247V246H260ZM60 248V247H59ZM73 248V246H69V248H66L65 247V249H63V250H61L59 253H57L56 254V256H57V258L58 259H68V258H66L67 257V254H69L71 251V249ZM100 248V247H99ZM135 248V247H134ZM233 248V247H232ZM110 249H108L107 251H109ZM176 249V248H175ZM179 249V248H178ZM178 249H176V250H178ZM29 250V249H28ZM60 250V249H59ZM89 251H91V250H89ZM95 251V250H94ZM94 251H91V252H94ZM179 251V250H178ZM91 252H89V253H91ZM95 252H97V251H95ZM100 252V251H99ZM102 252H103V250H102ZM53 253V252H52ZM101 253V252H100ZM104 253V252H103ZM247 253H248V251H247ZM246 253V254H247ZM71 254V253H70ZM93 254V253H92ZM87 255V256H89V257H87L86 259L87 260H85V261H87L88 263L87 264H100L99 262L100 261H104V259L103 258H100L99 260H98V258L96 257L97 256V254H98V252H97V254L95 255V256H93V255ZM28 255V254H27ZM100 255V254H99ZM34 256V255H33ZM38 256V255H37ZM246 258H247V256H245ZM38 258V257H37ZM56 257H54V259H55ZM203 258V257H202ZM205 258V257H204ZM201 259V255H200V259H201V261L203 262V261H207L206 260V258H207V256H206V258L205 259ZM245 258V259H246ZM35 259V258H34ZM52 259V258H51ZM70 259H72V257L71 258H69V260ZM78 259H80V258H78ZM78 259H76V260H78ZM84 259V258H83ZM251 259H253V257H251ZM242 260V259H241ZM55 261H56V259H55ZM198 261H199V259H198ZM201 262V263H202ZM101 264H103L102 262H101ZM104 264H105V262H104Z\"/></svg>", "mask_w": 264, "mask_h": 264}]
</instances>
